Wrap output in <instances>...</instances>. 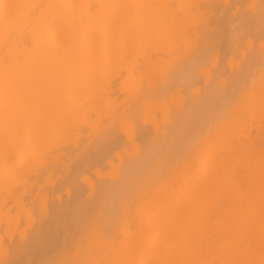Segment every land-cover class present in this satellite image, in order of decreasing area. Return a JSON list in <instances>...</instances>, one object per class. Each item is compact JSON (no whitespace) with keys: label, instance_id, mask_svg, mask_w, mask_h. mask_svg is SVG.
<instances>
[{"label":"bare ground","instance_id":"bare-ground-1","mask_svg":"<svg viewBox=\"0 0 264 264\" xmlns=\"http://www.w3.org/2000/svg\"><path fill=\"white\" fill-rule=\"evenodd\" d=\"M29 262L264 264V0H0V264Z\"/></svg>","mask_w":264,"mask_h":264},{"label":"rangeland","instance_id":"rangeland-1","mask_svg":"<svg viewBox=\"0 0 264 264\" xmlns=\"http://www.w3.org/2000/svg\"><path fill=\"white\" fill-rule=\"evenodd\" d=\"M210 18H211V17H210ZM210 18H209V19H210ZM209 19H208V20H209ZM208 20H207V22H208ZM210 21H212V22H211L212 25L210 24ZM213 22H214V24H213ZM221 22H222V21H221ZM221 22L219 23V22L217 21V22L215 23V21H213L212 18L209 20V24L212 26V27L210 26V27H211L210 29H212L211 31L213 32V34L215 33L214 35H216L217 37L221 36V38H222V39H221V43H220L219 39H218V40L216 39V41H219V45H218V43H217L218 48H220L221 53H222V50H223V53H225L224 51L226 50V52H227V45H228V44H226V42H227L226 40H227V39H225V35L228 33V30H227V32H226V30H225L226 27H225L224 23L221 24ZM207 24H208V23H207ZM217 27H218V28H217ZM221 31H222V32H221ZM223 32L225 33V35H223V34H224ZM222 35H223L224 37H222ZM217 37H216V38H217ZM226 37H227V36H226ZM223 38H224V41H223ZM215 43H216V42H215ZM219 46H221V47H219ZM225 46H226V47H225ZM222 47H223L224 49H223ZM201 82H203V79H201ZM87 131H88V130H87ZM85 133H86V130H85ZM85 133H84V134H85ZM87 133H88V132H87ZM87 133H86V134H87ZM120 137H121V136H120ZM121 138H122V137H121ZM121 138H120V140H121ZM81 142H84V141H78L77 144L80 146V145H82V144H80ZM83 145H84V144H83ZM83 145H82V147H80V148H83ZM79 146H78V147H79ZM91 148H94V147H93V146H90V147L87 148V149H89V151H92ZM68 149H69V147H68ZM78 149H79V148H78ZM87 149H86L85 151H87ZM97 149L99 150V147H97ZM76 150H77V148H76ZM81 150H82V149H81ZM93 150H94V149H93ZM89 151H88V152H89ZM84 154H85V153H84ZM87 154H88V153H87ZM89 154H90V153H89ZM91 154H94V152H91ZM91 154H90V155H91ZM91 156H93V155H91ZM91 156H89V157L92 158ZM74 168L77 170L79 167H78V168L74 167ZM72 169H73V167L71 168V172H72L73 174H78V173H79V169H78V172H76V170L74 171V170H72ZM64 196H65V198H67V197H66V194H64ZM32 263H33V262H32ZM29 264H31V263L29 262ZM33 264H35V262H34Z\"/></svg>","mask_w":264,"mask_h":264}]
</instances>
